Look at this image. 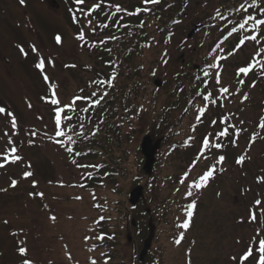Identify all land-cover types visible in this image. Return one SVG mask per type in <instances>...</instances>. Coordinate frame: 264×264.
Masks as SVG:
<instances>
[{
	"label": "rangeland",
	"instance_id": "374dc122",
	"mask_svg": "<svg viewBox=\"0 0 264 264\" xmlns=\"http://www.w3.org/2000/svg\"><path fill=\"white\" fill-rule=\"evenodd\" d=\"M54 2L25 0L21 5L19 0H0V108L5 109L4 113H0V163L5 165L0 167V189H6L0 191V264H22L25 258L33 264H92L89 260L93 254L97 256V252L86 251L90 245L86 237L90 234L86 230L89 223L85 216L91 215L93 208L82 189L77 191L82 201L76 198L75 190L69 187L72 180L76 179L73 167L60 146L51 144L48 135L43 134L44 131L50 134L52 130L49 119L53 118L50 117L53 113L47 106L50 104L54 107L51 99L56 98L64 104V99L75 94L80 84H85V79H88L81 80L85 75L81 74L79 67L87 58L78 48L80 42L72 37L74 30L70 28L68 6L71 7L72 2L69 5L65 0ZM132 2L135 0H125L128 6H132ZM192 2L185 9L179 30L176 31L178 34L174 35V43L169 45L170 60L163 64V68L160 66L155 78L150 76L148 79L151 87L154 80L162 76L172 80L178 74L190 73V69L197 66L196 60L202 54L203 33L190 40L186 36L190 34L195 19L204 23L209 16L205 9L211 4L208 7L203 0ZM107 3L108 11L112 13L121 5L120 0H108ZM56 32L60 34V43L54 36ZM180 42L185 47L180 48ZM32 46L38 51L33 52ZM21 47L24 52H21ZM153 52H147L148 62L151 57L154 59ZM41 58L45 60L43 71L36 67ZM97 60L95 58L93 62ZM74 62L77 63L74 69H69L66 64ZM181 62H184V68ZM228 85L234 86L232 83ZM260 88H253L252 95L247 96L246 100L235 93L219 98L227 106L225 115L231 116L230 119L225 115L221 116L222 120L217 118L213 106L199 120L197 117L200 113H191L182 124L184 135L197 134V137L194 148L185 153L177 150L170 152L168 142L164 143L162 137L155 139L156 132L150 126L148 115L140 114L138 120L131 117L132 129L136 133L133 134V130L129 129L134 136L128 144V150L137 152L138 149L136 159L138 157L142 171L143 157L139 150L141 140L149 135L152 143L159 141L161 148L158 156L161 161L156 172L159 176L175 174V185L170 187L172 193L166 195L171 199L180 185L181 175L186 176L187 168H191L190 183L200 180L199 174L203 173L205 160L199 159L197 168L194 167V161L200 153H205V137L213 145L218 143V121L221 120L223 125L228 119L237 128L244 123L250 128L249 137L254 135L252 141L250 138L249 141L240 138L230 144L227 167L219 161L221 155H217L218 167L210 170L220 173L218 184L210 186L205 183L203 187L193 190H190V183L186 186L185 190L189 189L188 192L199 202L198 212L191 229L192 217L185 218L178 211L170 215L169 225L177 227L179 236L182 234L186 242L180 247L168 243L167 264H185L191 260L194 264H257L259 254L255 249L258 248L259 240L264 239V181L259 179L264 177V128L259 126L264 118V87ZM49 89L55 92V96L53 93L52 96L48 95ZM249 98L255 100L257 105L249 104ZM13 119L16 121L15 127L11 123ZM197 121L200 123L195 126ZM194 126L196 129H192ZM223 127L225 129L227 126L224 124ZM12 148L17 150L15 154L21 159L14 163L6 162L4 156L10 160ZM240 155L246 157L243 163L238 164ZM25 171L33 175L24 178ZM12 179L18 181L16 187H10ZM135 186L129 189L128 195ZM141 186L144 187V184ZM158 188L154 182H150V188L144 187L143 208L149 212L155 209L160 212L161 206H166L159 200L161 192ZM38 192H42L43 197L29 195ZM188 192L184 195L186 202ZM257 200L262 202L260 206L255 204ZM250 210L256 212L255 221L250 219ZM52 216L56 217L54 221L50 218ZM174 219L179 220L176 225ZM185 222L189 224V232L181 227ZM147 224L149 227L154 226L150 218H147ZM132 231L125 232L122 237L125 245L121 250L128 262L137 258L136 251L142 244L136 236V229ZM127 236L130 241L126 240ZM158 245L159 242H152L150 256H153V250L157 253ZM21 247L27 249L26 256L20 254ZM249 247L254 249L253 256L242 262L241 256Z\"/></svg>",
	"mask_w": 264,
	"mask_h": 264
},
{
	"label": "trees",
	"instance_id": "16d2710c",
	"mask_svg": "<svg viewBox=\"0 0 264 264\" xmlns=\"http://www.w3.org/2000/svg\"><path fill=\"white\" fill-rule=\"evenodd\" d=\"M65 1L69 5L73 0ZM107 1L84 0L83 4L86 5H83L82 16L77 15L72 6H68L73 12V17L70 13L68 16L74 35L82 34L87 41L91 40L89 44L82 46L87 61L79 67L82 73H87L88 79L82 84L86 94L78 100V105L65 107L71 104L69 98L64 99L66 104L64 102L59 105L64 111L61 113L60 127L56 126V133H64L58 137L59 145L76 177L69 187L75 190L76 195L79 188L82 189L93 208L92 214L85 216L91 230V236L87 240L90 241L88 249L91 253L97 252V256L94 254L90 262L95 260L96 264H141L136 257L132 262L126 260L121 250L125 245L122 237L125 232L132 231L131 221L135 219L136 236L139 243L142 242L149 232L147 218H150L156 227L155 241L160 245L153 256L149 252L146 264H167L165 258L169 254L168 243L180 247L186 242L184 237L179 244L175 243L180 239V232L177 227L169 225L170 215H175L178 211L185 218L192 217L191 227L188 226L191 229L199 204L192 209V216L189 217L188 205L191 201L187 197L186 202L184 198L189 190H185L189 184L187 175L181 177L180 185L173 193L174 197L171 199L166 196L172 193L170 187L175 185L176 179L175 174L158 175L156 171L161 161L160 156L157 157L151 177L142 173L138 157L136 159L138 149L137 152L128 150V144L136 133L132 129L131 117L138 120L140 114L148 115L150 126L156 132L155 139L162 137L165 143L170 144L171 150L185 153L192 150L194 144L183 140L185 133L182 129V117L193 110L197 102L204 105L215 101L217 104L214 105L213 112L217 113L216 117L221 118L220 116L225 115L227 106L220 104L218 97L231 95L222 93L221 87L227 85L229 92L246 96L252 95L253 88L262 89L264 27H254L255 20L249 19V16L264 19V0H203L205 5L211 4V7L208 5L209 8L205 9L209 16L201 30L202 54L196 60L200 69L192 68L190 73L178 74L172 80L162 76L161 91L153 89L148 79L150 76L155 78L160 66L163 68V64L170 60L169 45L174 43V35L192 0H159L158 3L152 0H135L132 6H128L125 0H120L121 5L117 7L120 10L116 8L114 13L109 12L108 19L105 18L109 5ZM94 4H99L100 7L94 12L91 24L85 14ZM87 21L89 28L85 26ZM194 21L195 24H201L196 19ZM241 24H244L243 28L240 27ZM233 29L235 31L231 36L220 41L226 32ZM249 35L256 36L257 39H248ZM94 44L96 48L92 47ZM149 50H153L155 55L150 62L146 59ZM93 54L97 56L94 57ZM95 58L98 60L93 62ZM181 65L185 67V64ZM241 67H250L251 70L247 74L239 73L238 69ZM217 75L219 83L203 85L209 77L217 78ZM231 83L234 84L233 87L228 85ZM76 91L79 95V91ZM205 96H209V99L205 100ZM97 100L100 101L99 104L95 103ZM248 101L249 104L257 105L251 98ZM47 106L51 109L50 104ZM56 107L52 108L53 114L50 117H55ZM65 115L71 117V120H67ZM129 129L133 130V134ZM69 148L72 149L71 152L68 151ZM226 159L228 161V157ZM217 178L209 179L208 185L218 184ZM150 182L158 184L161 192L159 200L166 206H161L160 212L155 209L149 213L145 212L142 202L134 209L130 207L129 189L133 185L143 184L145 188H150ZM178 222V219H174V225ZM99 236L104 238L97 239Z\"/></svg>",
	"mask_w": 264,
	"mask_h": 264
},
{
	"label": "snow or ice",
	"instance_id": "6c2138e0",
	"mask_svg": "<svg viewBox=\"0 0 264 264\" xmlns=\"http://www.w3.org/2000/svg\"><path fill=\"white\" fill-rule=\"evenodd\" d=\"M19 2L21 3V5H23V4L25 3V0H19ZM76 2H77L78 4H83V3H84V0H76ZM146 2H148V0H146ZM152 2H156V3H158L159 0H152ZM99 7H100L99 4H94V5L92 6V10H95L96 8H99ZM117 10L119 11L120 9L117 8ZM249 19H253V20H255V25H254V27H264V20H262V19H258V18H255V17H251V16H249ZM240 27L243 28V27H244V24H241ZM233 30L235 31V29H233ZM78 39L83 40V39H84V36L81 34V35L78 36ZM248 39H251V40L255 41V40L257 39V37H256V36L249 35ZM56 41H57V43H60V42H61V37H60L59 35H57V37H56ZM20 50H21V52H24V49H23L22 47H21ZM32 51H33V52H36V51H38V49H37L35 46H32ZM44 66H45V60H44L43 58H41V59L39 60V62L36 64V67H37L38 69H40V70L43 71ZM73 67H74V66H73ZM212 67H216V65H212ZM250 70H251L250 67H241L240 69H238V72H239V73L247 74ZM44 79H45V81H47V80H48V77L45 75V76H44ZM219 82H220V81H219V75H217V83H219ZM241 82H242V81H241ZM253 86H254V85H253ZM220 91H221L222 93H228L229 89H228L227 87H221ZM93 95H95V93H93ZM104 95H107V93H105ZM53 96H55V92H53ZM79 99H80V97H76V98H74L73 101L71 102V104H69V105H65V107L71 108L72 105H74V104L77 102V100H79ZM204 99H205V100H208V99H209V96H205ZM243 99L246 100V99H247V96L245 95V96L243 97ZM50 102H51L52 105L57 106V107L54 109V112H55V124H56L57 128H59L60 125H61V119H62V117H61V113L64 111V108L59 107V105L61 104V101L58 100V99H56V98H52ZM95 103H96V104H99L100 101L97 100V101H95ZM213 103H215V101H213ZM199 111H200V116L197 117L198 120H199L200 117L204 114V112L206 111V109L201 108ZM4 112H5V109H4V108H0V113H4ZM8 115L11 116L12 114H11V113H8ZM65 118H66L67 120H71V117H67L66 115H65ZM11 123H12L13 127H15V125H16V121H15V119H13V120L11 121ZM212 123L215 124L216 121H212ZM259 126H260L261 128H264V118L261 119V122H260V125H259ZM239 131H240V130H237V132H239ZM57 135H58V136H63L64 133H63L62 131H58V132H57ZM218 135L221 136V137H223V136H227V135H228V129L225 128V129H224L223 131H221ZM233 143H235V141H233ZM203 145H204L205 148H208V147H209L210 142H209V138H208V137H205V138H204V140H203ZM215 147H216V148H220V147H222V145L219 144V143H217V144L215 145ZM16 151H17V150H16L15 148H12V149H11V159L9 160V157H8V156H4V160H5L6 162H12V163H14V162L20 160L21 157L15 154ZM68 151L71 152L72 149L69 148ZM224 159H225L224 156H220V157H219V161H220V162H222ZM244 160H245V157H244V156H240V157H238V159H237V163H238V164H241V163L244 162ZM4 166H5L4 164L0 163V167H4ZM32 175H33V173L30 172V171H25V172L23 173V177H24V178L31 177ZM212 175H213V171H212V170H209V171L205 172V173L200 177L199 182H198V183H195L194 185H192V187H195V188H201V187H203V186L205 185V182H206V181H207ZM189 178H190V177H189ZM259 179H260L261 181H264V177H261V178H259ZM17 183H18V181H17L16 179H12L10 187H16V186H17ZM182 183H183V181H182ZM33 184H34V186H35V182H33ZM0 191H6V189H0ZM191 194H192L191 192H188V195H189V196H190ZM29 195H37V196L43 197L44 194H43L42 192H38V193H29ZM76 198H77V199H80V197H76ZM255 204H256L257 206H260V205L262 204V202H261L260 200H257V201H255ZM193 208H195V203H192V204H189V205H188V209H189V211H188V216H189V217L192 216V211H191V209H193ZM50 218H51L53 221L56 219L55 216H52V217H50ZM101 219H103V218H101ZM250 219H251L252 221H255V220L257 219V215H256V212H255L254 210H250ZM5 223H7V221H5ZM188 226H189L188 222H185L184 224L181 225V227H183V228H185V229H187ZM259 234H260V233H258V235H259ZM103 238H104L103 236H99V237H97V239H101V240H102ZM181 239H183V235H182V234H181L180 239H177V240L175 241V243H176V244H179V243L181 242ZM255 251L258 252V254H259V259H258V261H257V264H264V239H260V240H259V242H258V248H256ZM19 252H20V254H21L22 256H26V255H27V249H26L25 247H21V248H19ZM253 252H254L253 247H249V248L247 249V251H245V252L243 253V255L241 256V261L243 262V261L248 260L249 257L253 256ZM22 264H33V262H32L30 259L25 258V259L22 261ZM92 264H96V261L93 260V261H92Z\"/></svg>",
	"mask_w": 264,
	"mask_h": 264
},
{
	"label": "water",
	"instance_id": "95a60500",
	"mask_svg": "<svg viewBox=\"0 0 264 264\" xmlns=\"http://www.w3.org/2000/svg\"><path fill=\"white\" fill-rule=\"evenodd\" d=\"M197 30L198 28L193 29L188 37L190 38L194 33H196ZM160 84L161 82L155 81V86L159 87ZM142 141L143 142L141 145V152L143 153V156L145 158L143 170L145 173L151 174L153 164L155 163L154 158H155L156 150L158 149L159 143L158 142L152 143L148 136L144 137ZM129 196H130L129 202L132 206H134L137 202H139L140 198L142 197V188L140 187L134 188L133 191L129 194ZM132 224L134 225V222H132ZM153 235H154V228L150 230L149 235L143 244L142 251L139 256V260L143 261V258L146 256V253L149 250L150 244L153 240Z\"/></svg>",
	"mask_w": 264,
	"mask_h": 264
}]
</instances>
